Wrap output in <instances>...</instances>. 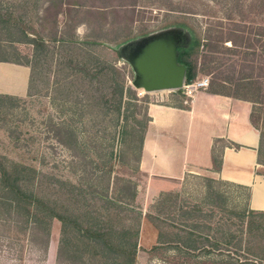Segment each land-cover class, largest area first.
Here are the masks:
<instances>
[{"label":"trees","instance_id":"trees-1","mask_svg":"<svg viewBox=\"0 0 264 264\" xmlns=\"http://www.w3.org/2000/svg\"><path fill=\"white\" fill-rule=\"evenodd\" d=\"M42 1L50 18L49 28L37 14L39 0H0V63L27 68L25 96L41 92L58 108L60 117L53 124L54 138L71 157L70 170L78 181L77 186L66 185L46 179L29 167L13 165L8 169L0 157V221L20 230L32 246L43 252L51 221L59 222L58 264H134L140 219L139 212L130 208L135 185L117 174L116 167L127 168L132 174L138 172L147 119L144 112L140 119L135 94L125 87L124 69L115 66L116 61H121L120 47L132 40L112 48L114 61L102 59L98 51L114 41L106 39L103 24L96 23L97 18H104V11L84 6L83 0ZM30 10L34 11L33 20ZM78 25L87 29L82 37L75 33ZM183 33L187 41L177 47L176 62L184 68L186 84L200 71L211 74L213 68L208 64L214 58L203 55L199 59L201 41L191 32ZM204 40L206 44L208 39ZM222 40L217 37L221 44L229 42L233 48L241 45L238 36ZM245 45L246 49L250 46ZM18 46H28L29 53L21 54ZM254 60L252 54L249 60L243 58L236 74L234 70L225 75L217 73L216 82L210 81L208 87L211 92L255 104L249 120L259 130L257 163L264 166V55L258 57L256 75L252 73ZM260 79L263 81L258 82ZM180 93V89L175 92ZM9 100L19 98L0 95V111L7 109ZM168 105L184 109L180 101ZM205 181L209 188L214 183L224 185ZM234 188L245 191L247 200V189ZM213 195L214 202L210 203H215V209L237 220V224H231L236 226L235 233L225 235L221 227L212 230L195 224L199 210L182 212L175 208L169 194H159L155 203L157 215L146 216L157 230V245L150 251L163 246L187 254L220 249L210 242V237L221 240V247L231 246L264 264V252L251 243H264V212L229 210L222 192L213 191ZM162 210L177 212L184 222L174 224L170 216L161 217ZM242 228L247 236L243 247L239 245Z\"/></svg>","mask_w":264,"mask_h":264},{"label":"rangeland","instance_id":"rangeland-1","mask_svg":"<svg viewBox=\"0 0 264 264\" xmlns=\"http://www.w3.org/2000/svg\"><path fill=\"white\" fill-rule=\"evenodd\" d=\"M38 5L41 6L37 14L49 28L50 18L48 12L43 10L46 5L42 0H39ZM83 5L100 9L106 14L104 18H97L96 23L103 24L102 32L107 34L106 39H114L107 45L109 47L104 46L103 50L98 51V55L107 61L116 59L112 48L119 42L134 40L166 28H178L191 32L201 41L202 45L197 53L199 59L203 55L214 58L208 64V67L213 68L211 74L205 75L200 71L196 77L204 75L209 77V82H216L217 73L225 75L231 70L236 73L238 69L241 70L243 58L249 60L251 54L255 56L252 73L258 74V57L264 55V0H83ZM33 14L34 11L30 10L31 20ZM58 20L61 21V18ZM86 32L87 29L83 25L75 28L79 37ZM218 36H221L222 41L226 37L238 36L241 45L233 48L229 42L221 44L217 41ZM205 38L208 39L206 44ZM246 43L251 46L250 49H246ZM224 48L229 51H224ZM17 50L21 54H28L30 48L18 46ZM209 50L212 52L209 53ZM12 66L0 63V85L11 87L9 83L12 84L17 78L18 83H14L13 87L18 89L21 73ZM115 66L123 68L126 73L125 87L135 94L136 104L141 110L140 119L143 112L146 116V108L150 103L165 105L180 101L185 108L189 105L191 99L185 98L182 93L175 94L176 91L145 93L132 88L129 67L122 61H116ZM12 70L18 72L14 73ZM262 81L263 79H260L258 82ZM16 98L19 100L7 101V109L0 111V157L4 159L5 166L8 169L13 165L29 167L46 179L77 186V177L70 170L71 157L54 138L53 124L60 117L58 108L41 92L32 97ZM116 170L117 174L129 178L135 185V197L130 203V208L139 212L140 219L134 264H263L257 258L245 255L241 250L234 251L231 246L221 247V240H212L210 237V242L220 249L187 254L177 251L174 247L163 246L150 251L149 240L154 233L146 216L157 215L155 203L158 197L153 200L151 193L147 194L145 178L139 171L132 174L127 168H121L119 165ZM173 188L161 194H169L173 198L172 202H175V208L182 212L199 210V217L193 220L195 224L209 226L212 230H215L216 226L221 227L225 235L236 232V226L231 224H237V220L222 214L215 209V203L210 202H214L213 191L222 192L227 209L241 210L247 208L245 191L217 183L211 184L209 188L205 179L192 178H185ZM164 210L160 213L161 217L170 216L174 224L184 222L178 218L177 212L169 214ZM59 228V222L52 220L47 247L43 252L32 246L20 230L0 221V264H58L56 253L60 239ZM239 240V245L243 247L247 240L243 228ZM251 243L253 246L256 244L259 252H264L263 242L252 240Z\"/></svg>","mask_w":264,"mask_h":264},{"label":"crops","instance_id":"crops-1","mask_svg":"<svg viewBox=\"0 0 264 264\" xmlns=\"http://www.w3.org/2000/svg\"><path fill=\"white\" fill-rule=\"evenodd\" d=\"M12 67L21 73L20 88L13 87L16 78L11 87L0 85V95L25 97L28 69ZM254 106L209 87L196 93L184 109L148 104L138 162L147 194L154 200L185 178L207 179L247 189V209L264 212V166L257 163L259 130L249 120ZM150 227L151 248L157 245V230Z\"/></svg>","mask_w":264,"mask_h":264},{"label":"water","instance_id":"water-1","mask_svg":"<svg viewBox=\"0 0 264 264\" xmlns=\"http://www.w3.org/2000/svg\"><path fill=\"white\" fill-rule=\"evenodd\" d=\"M186 41L180 29L166 28L120 47L119 59L129 67L132 88L145 93L179 90L184 68L176 62V49Z\"/></svg>","mask_w":264,"mask_h":264},{"label":"built area","instance_id":"built-area-1","mask_svg":"<svg viewBox=\"0 0 264 264\" xmlns=\"http://www.w3.org/2000/svg\"><path fill=\"white\" fill-rule=\"evenodd\" d=\"M209 85V77L208 76H199L196 77L193 81L183 84L180 88L182 95L191 99L196 93L201 90H205Z\"/></svg>","mask_w":264,"mask_h":264},{"label":"flooded vegetation","instance_id":"flooded-vegetation-1","mask_svg":"<svg viewBox=\"0 0 264 264\" xmlns=\"http://www.w3.org/2000/svg\"><path fill=\"white\" fill-rule=\"evenodd\" d=\"M183 32V31H182Z\"/></svg>","mask_w":264,"mask_h":264}]
</instances>
